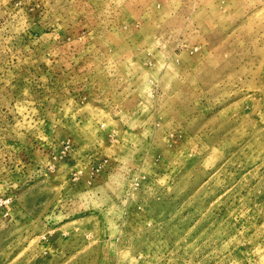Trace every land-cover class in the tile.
<instances>
[{"label":"rangeland","instance_id":"374dc122","mask_svg":"<svg viewBox=\"0 0 264 264\" xmlns=\"http://www.w3.org/2000/svg\"><path fill=\"white\" fill-rule=\"evenodd\" d=\"M0 264H264V0H0Z\"/></svg>","mask_w":264,"mask_h":264}]
</instances>
